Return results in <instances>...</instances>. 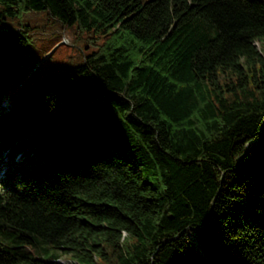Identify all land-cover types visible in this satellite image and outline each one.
Masks as SVG:
<instances>
[{
  "label": "trees",
  "instance_id": "16d2710c",
  "mask_svg": "<svg viewBox=\"0 0 264 264\" xmlns=\"http://www.w3.org/2000/svg\"><path fill=\"white\" fill-rule=\"evenodd\" d=\"M9 92L0 264H264V0H0Z\"/></svg>",
  "mask_w": 264,
  "mask_h": 264
},
{
  "label": "rangeland",
  "instance_id": "374dc122",
  "mask_svg": "<svg viewBox=\"0 0 264 264\" xmlns=\"http://www.w3.org/2000/svg\"><path fill=\"white\" fill-rule=\"evenodd\" d=\"M254 47L256 49H258V43L256 41H253ZM51 50H49L46 53H43L44 55L41 56L40 59H42L43 57H45ZM58 60V54L53 55L51 58H49L46 62H44L41 66V68H39L36 72H34L32 74V76L30 78H28L25 83L26 84H31L33 86L34 89H36L38 87V83L36 81V79H38L40 76L43 75V70L47 67L50 66L51 64H55V62ZM11 92L6 93L2 96L1 100H0V107H8L10 105V101H11ZM5 157H4V161H5ZM5 163H0V177L3 176L4 170H5ZM56 261L59 262H68V254L64 253L61 254L60 256H58L56 258Z\"/></svg>",
  "mask_w": 264,
  "mask_h": 264
}]
</instances>
